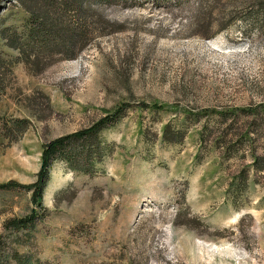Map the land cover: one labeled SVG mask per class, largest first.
<instances>
[{"label": "rangeland", "instance_id": "obj_1", "mask_svg": "<svg viewBox=\"0 0 264 264\" xmlns=\"http://www.w3.org/2000/svg\"><path fill=\"white\" fill-rule=\"evenodd\" d=\"M90 2L106 20L55 10L89 29L70 58L36 52L25 10L0 0V182L33 181L43 143L131 104L100 132L90 169L52 163L44 210L24 188L0 187V260L264 264V168L251 155L264 157V113L183 111L264 102V0ZM165 123L179 141L162 140ZM231 136L228 147L214 142ZM32 207L42 217L31 227L3 226Z\"/></svg>", "mask_w": 264, "mask_h": 264}, {"label": "trees", "instance_id": "obj_2", "mask_svg": "<svg viewBox=\"0 0 264 264\" xmlns=\"http://www.w3.org/2000/svg\"><path fill=\"white\" fill-rule=\"evenodd\" d=\"M22 10H25L26 16V27H25V40L30 47L36 50L40 49H56L60 52H67L65 56L73 57L77 53V49L84 46L85 31H89L87 27L80 24V27L72 25L63 19L57 18V10L59 12L63 11V8L69 9L73 7L74 10L80 15L82 20L86 18L97 16L100 20L105 19V15L101 10L96 8L90 0H16ZM54 4H57L55 7ZM56 10V13H55ZM61 17V16H60ZM108 24V20L106 21ZM79 25V24H77ZM85 27V29H84ZM32 49V50H33ZM34 57H38V54H34ZM128 103H123L122 105L115 108V110L104 114L102 117L96 119L91 125L86 129L77 130L74 133L58 136L53 140H49L43 143L41 149V163L39 170L35 174V179L29 183H20L16 180H8L5 182H0L1 188L19 186L30 192V199L36 209L39 211L44 210L42 204V194L45 189L46 182L50 174V166L53 162L62 160L69 167L75 169H90L91 161L99 159L103 154V144L99 136L105 128L114 125L119 121V118L129 107ZM136 106V105H135ZM142 108H147V105H140ZM131 107V106H130ZM151 109L163 110L164 106L156 105L151 106ZM177 110V109H175ZM264 113V102H260L255 106H240V107H228L225 110H203L202 112H195L194 114L189 110H183L192 116L195 114H204V116H210V114H217L222 116L223 119L231 117L235 119L239 114H254L257 111ZM234 123V121H231ZM234 128L233 131H235ZM162 140H167L171 143H175L180 140L182 136V131L179 129H172L171 125L165 123L161 130ZM251 130L245 128L242 130V134L246 136V139H250ZM236 136V133L234 134ZM233 135V136H234ZM233 136L227 138H216L214 140L219 146L228 147L232 143ZM226 139V140H225ZM92 148L96 151L92 152ZM85 149V151H84ZM252 163L255 169L264 168V157L255 155L253 152ZM242 176L243 172H241ZM35 208H31L27 215L9 218L4 220L3 226L5 228L19 229L28 228L42 216L38 214ZM1 259V258H0ZM0 264L3 262L0 260Z\"/></svg>", "mask_w": 264, "mask_h": 264}]
</instances>
